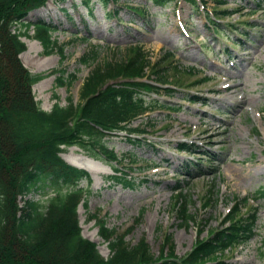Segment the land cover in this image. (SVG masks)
<instances>
[{"label": "rangeland", "instance_id": "374dc122", "mask_svg": "<svg viewBox=\"0 0 264 264\" xmlns=\"http://www.w3.org/2000/svg\"><path fill=\"white\" fill-rule=\"evenodd\" d=\"M87 1L49 0L24 19V23H53V40L64 48L62 61L58 48L47 54L35 40L34 27L29 29L30 38L23 37L27 46L20 57L23 66L44 77L33 88L43 110L50 112L57 103H83L82 86L92 70L107 61L129 59L132 45H140L150 61L144 81L151 79L146 77L153 76L155 69L169 78L161 86L199 98L184 100L182 94L170 98L163 91L144 92L146 102L154 107L132 125L145 130L133 134L131 139L137 143L130 142L126 133L104 138L108 150L117 154L118 164L90 158L78 146L62 155L93 178L92 185L86 180L80 185L90 191L85 195L88 208L83 201L78 209L83 236L98 245L104 258H110L97 224V219H104L109 229L126 235L131 246L145 239L155 258L169 252V247L175 248L179 258H186L199 240L222 228L223 216L240 203L241 215L257 209L259 236L219 260L264 264V198L258 195L264 189V0L258 13L251 12L257 10L255 0H226L224 6L207 0L211 14L235 10L222 24L225 32L240 40L239 45L220 39L207 27L204 12L198 14L183 0L166 9L153 6L151 0ZM128 1L134 8L148 5V15L143 19L120 9ZM133 18L136 23L131 25ZM246 23L254 24L249 26V34L231 33L233 26L241 28ZM94 47L97 62L83 64L82 59ZM36 60L47 65L35 67ZM188 67L196 73H188ZM58 70H65V78L76 76L74 83L59 86ZM202 80L204 83H197ZM225 87L227 91H222ZM179 143L195 145V149L179 152ZM116 169L134 187L115 183L111 175ZM180 194L187 197L189 213L196 218L188 224L178 217ZM52 196L31 194L19 198V203L27 199L46 203ZM167 236L171 241L165 245Z\"/></svg>", "mask_w": 264, "mask_h": 264}, {"label": "trees", "instance_id": "16d2710c", "mask_svg": "<svg viewBox=\"0 0 264 264\" xmlns=\"http://www.w3.org/2000/svg\"><path fill=\"white\" fill-rule=\"evenodd\" d=\"M47 1L0 0V264H229L219 260L225 252L245 246L258 236L257 209L241 215L236 207L225 220L224 228L199 240L186 258H179L172 247L155 258L145 239L131 246L126 242V235L109 229L104 219H97V224L100 236L112 252L109 259L102 257L96 243L83 236L78 209L90 191L80 185L84 180L92 184V177L87 171L65 163L60 154L68 146L79 145L96 159H103L105 155L109 162H116L117 154L108 150L104 138L120 132H126L129 137L143 132L131 125L153 107L146 102L144 92L163 91L170 97L176 92L159 86L161 82H169V78L155 69L154 83L137 80L146 76L145 68L150 61L140 45H132L129 59L107 61L92 70L82 86L83 103L75 105L70 101L67 106L57 103L51 112L44 111L33 94V86L43 77L30 73L19 57L27 50L22 38H30L29 29L34 27V37L46 53H53L56 47L62 61L65 60L64 48L53 40L55 26L52 23H24L30 11ZM187 1L196 4L195 0ZM151 2L165 9L176 0ZM217 3L227 4L225 0ZM257 6L262 8L259 2ZM131 10L136 17L144 19L149 6ZM232 13L216 11L217 19ZM211 24L222 28L215 20ZM98 55L94 47L82 63H96ZM189 72L195 73V69L189 68ZM56 73L60 74L59 86H71L76 80L74 75L65 78V70ZM129 140L134 145L137 143ZM112 179L117 184L134 186L125 176L115 175ZM36 193L44 196L52 193L53 196L46 203L32 199L19 203V198ZM258 195L264 198V189ZM179 196L182 204L178 217L182 224H188L195 218L189 213L187 197ZM84 206L88 208L87 201ZM93 218L96 219V215ZM170 241L168 237L165 245ZM262 241L264 255V237Z\"/></svg>", "mask_w": 264, "mask_h": 264}, {"label": "bare ground", "instance_id": "6f19581e", "mask_svg": "<svg viewBox=\"0 0 264 264\" xmlns=\"http://www.w3.org/2000/svg\"><path fill=\"white\" fill-rule=\"evenodd\" d=\"M47 63L44 61L36 60L34 66L35 67H44ZM222 91H227V88H223Z\"/></svg>", "mask_w": 264, "mask_h": 264}]
</instances>
